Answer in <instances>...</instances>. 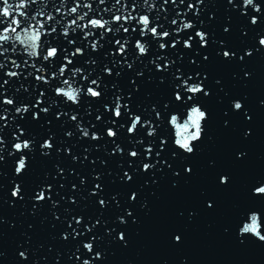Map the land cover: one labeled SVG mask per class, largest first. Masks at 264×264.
Masks as SVG:
<instances>
[{
  "label": "snow or ice",
  "instance_id": "6c2138e0",
  "mask_svg": "<svg viewBox=\"0 0 264 264\" xmlns=\"http://www.w3.org/2000/svg\"><path fill=\"white\" fill-rule=\"evenodd\" d=\"M257 57L264 0H0V169L11 172L0 205L29 218L13 264H110L162 186L176 193L201 175L209 186L197 207L177 210L183 226L166 232V245L182 250L185 227L239 184L221 235L264 256V168L237 175L264 95L252 108L213 71L231 66L246 87ZM211 100L238 140L226 165L208 159L205 171L196 161L215 143ZM18 227L0 216V234ZM38 232L46 238L34 241Z\"/></svg>",
  "mask_w": 264,
  "mask_h": 264
},
{
  "label": "water",
  "instance_id": "95a60500",
  "mask_svg": "<svg viewBox=\"0 0 264 264\" xmlns=\"http://www.w3.org/2000/svg\"><path fill=\"white\" fill-rule=\"evenodd\" d=\"M215 2V0H212ZM220 9L218 15L222 16ZM233 35V41L236 36ZM251 69L254 71V79L241 87L230 78L233 67H217L213 71L223 77L225 88L233 94H246L249 104L255 108L256 100L264 95V58L257 57ZM222 105L209 101V111L212 120L209 123L210 133L215 137L214 144L202 146V151L197 157V165L207 171L208 159H216L221 165L228 163V152L237 143L238 137L219 126V112ZM256 136L247 146L249 159L244 167L238 171V180L255 173L264 168V117L258 115L256 120ZM8 173L0 177V183L7 184L11 178L10 167L0 169ZM38 170V166H37ZM208 182L203 175L195 178L189 185L179 192L169 193L166 186L160 189V198L152 203L151 212L143 217L139 225H133L130 229V246L127 249H116L110 258V264H177L178 257L183 255L189 260V264H261L264 256L258 252L242 253L236 249L231 242L221 235V228L226 225L230 218L231 206L240 195L239 184L231 192L224 193L220 198V206L214 214H201L185 227L187 242L185 247L178 251L170 249L165 243V234L175 226H183V221L176 216L181 207H197V193L200 188L207 187ZM19 206L8 208L0 205V216L16 222L19 227L8 230L4 228L0 234V251L6 252V258L0 259V264H13V248L19 239V231L28 222L26 216L20 215ZM46 238V232H38L34 241Z\"/></svg>",
  "mask_w": 264,
  "mask_h": 264
},
{
  "label": "clouds",
  "instance_id": "9594fccd",
  "mask_svg": "<svg viewBox=\"0 0 264 264\" xmlns=\"http://www.w3.org/2000/svg\"><path fill=\"white\" fill-rule=\"evenodd\" d=\"M197 115H198V114H195V113H194V116H197ZM193 123H194V121H193Z\"/></svg>",
  "mask_w": 264,
  "mask_h": 264
}]
</instances>
